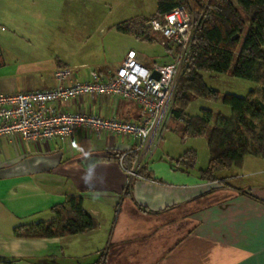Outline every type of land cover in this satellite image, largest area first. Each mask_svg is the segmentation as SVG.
I'll list each match as a JSON object with an SVG mask.
<instances>
[{"label": "crops", "instance_id": "crops-1", "mask_svg": "<svg viewBox=\"0 0 264 264\" xmlns=\"http://www.w3.org/2000/svg\"><path fill=\"white\" fill-rule=\"evenodd\" d=\"M62 15L60 0H0V92L54 87L57 67H70L79 79L94 71L70 65L69 58L52 50ZM154 36L135 37L159 41ZM163 48L171 61L172 50ZM55 105L125 121L139 116L133 101L111 95ZM180 124L165 125L144 142L85 129L39 142L1 136L0 264H264V159L246 154L239 168L203 180L198 171L207 164L182 171L171 163L195 149L185 145L189 138L180 141ZM165 129L182 145L175 154L157 153ZM128 169L136 175L129 177ZM71 195L81 198L83 209L96 220L94 228L52 238L13 234L17 225L53 218L51 207Z\"/></svg>", "mask_w": 264, "mask_h": 264}, {"label": "trees", "instance_id": "trees-1", "mask_svg": "<svg viewBox=\"0 0 264 264\" xmlns=\"http://www.w3.org/2000/svg\"><path fill=\"white\" fill-rule=\"evenodd\" d=\"M191 1L192 8L188 0H157L152 15L133 17L115 26L125 33L149 39L148 22L176 5H183L197 22L169 119L181 122L178 134L182 143L191 137L206 138L209 160L198 173L201 179L211 181L219 171L239 168L246 154L264 159V105L255 100L254 90H249L245 97L225 93L221 102L229 107L230 116L218 114L212 125L213 114L209 109L201 108L200 115L195 116H188L185 110L192 98L217 100L219 97L218 91L205 83L203 72L230 74L252 81L262 85L264 95V0ZM196 162V150L192 148L171 159L173 166L182 171L193 169ZM50 211L53 218L17 225L13 234L22 238H52L83 233L96 226V220L83 209L80 197L66 196Z\"/></svg>", "mask_w": 264, "mask_h": 264}, {"label": "built area", "instance_id": "built-area-1", "mask_svg": "<svg viewBox=\"0 0 264 264\" xmlns=\"http://www.w3.org/2000/svg\"><path fill=\"white\" fill-rule=\"evenodd\" d=\"M148 26L151 33L159 35L160 44L172 50L169 63L147 68L138 61L136 51L129 49L120 65L107 76L91 71L87 78L79 79L70 67H57L53 71L54 87L0 92V137L17 136L39 142L64 139L85 129L97 136L106 131L136 136L144 142L152 134L160 133L169 119L176 80L188 61L197 22L183 5H176L160 18L151 19ZM108 95L133 101L138 107V120L68 112L55 105L83 96ZM127 175L136 174L127 170Z\"/></svg>", "mask_w": 264, "mask_h": 264}, {"label": "rangeland", "instance_id": "rangeland-1", "mask_svg": "<svg viewBox=\"0 0 264 264\" xmlns=\"http://www.w3.org/2000/svg\"><path fill=\"white\" fill-rule=\"evenodd\" d=\"M69 1L60 0L63 15L56 27L59 38L54 40L52 50L60 58H69L70 65L84 64L87 66L85 70L92 69L102 75L108 70V72H114L120 63V58L130 47L141 54V60L148 67L170 62V57L164 54V48L159 43L158 34H153L148 30L147 35L149 37L155 35L154 38L159 39V41H149L125 33L115 26L134 16H149L156 9L155 0H73V3ZM188 3L191 8L194 7V2L188 0ZM180 75L176 80L175 89ZM203 79L207 86L218 91L219 97L217 100L201 97L192 98L185 110L190 115L199 114L200 108H206L212 112L213 118L218 114L229 116L230 109L222 104V95L230 93L245 97L249 90L257 86L252 81L240 79L230 74L204 72ZM254 92L255 100L264 105L262 85ZM114 99L124 100L121 98ZM172 107L174 108L173 101ZM171 123V120L168 119L166 127ZM195 138L194 142L189 138L185 145L194 144L197 154L196 167L200 164L205 166L209 159L205 138ZM158 147L157 153L160 150L162 152L168 150L175 154L182 145L179 144L177 135L171 129H165L164 138Z\"/></svg>", "mask_w": 264, "mask_h": 264}, {"label": "water", "instance_id": "water-1", "mask_svg": "<svg viewBox=\"0 0 264 264\" xmlns=\"http://www.w3.org/2000/svg\"><path fill=\"white\" fill-rule=\"evenodd\" d=\"M0 57H1V54H0ZM152 75H153V77L157 78V73L156 72H153Z\"/></svg>", "mask_w": 264, "mask_h": 264}]
</instances>
